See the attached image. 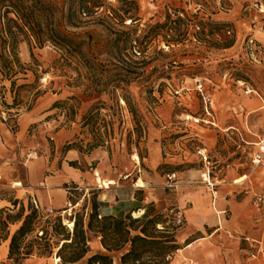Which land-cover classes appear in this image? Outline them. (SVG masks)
I'll use <instances>...</instances> for the list:
<instances>
[{"label":"rangeland","instance_id":"374dc122","mask_svg":"<svg viewBox=\"0 0 264 264\" xmlns=\"http://www.w3.org/2000/svg\"><path fill=\"white\" fill-rule=\"evenodd\" d=\"M46 1L65 10L68 7V0ZM97 1L103 2L102 9L79 15L78 27H68L75 38L82 41L83 57L69 56L50 43L38 48L29 39L25 43L31 51V45L35 50L29 61L24 62L19 49L24 42L12 48L5 32L3 4L6 3L0 0V83L11 82V89L15 90L12 104L29 108L45 93L58 97L52 104L57 109L53 117L59 116L61 126L75 123L79 128L75 144L100 143L98 148L109 154L111 168L128 174L136 185L141 181L137 179L140 172L147 174L151 186L166 185L168 204L160 211L147 204L145 210L150 214L159 213L163 224L157 228L164 226L167 232L174 234L176 241L182 226L174 224L172 212L176 206L171 202L172 188L168 185L171 183L166 180L167 173L178 169L173 158L186 151L182 160L188 155L192 156V161L181 164L193 165L203 173L205 164L197 153L202 150L210 162V177L219 190L226 188V182L221 179L227 165L230 169L237 167L248 174L242 182L235 183V197L239 201L248 200L240 209L238 220L244 224V235L261 242L264 248V201H257L258 197L264 200V161L253 164L251 157L257 145L246 144L247 141L264 140V54L252 59L244 48L248 22L240 8L245 1L220 0L218 5L211 2L209 6L206 1L199 0L200 7L193 13L191 8H196L193 4H199L196 0H180L176 4L168 0ZM179 10L188 11L182 17L184 24L180 23L176 30H168L164 26L168 25V16L173 20ZM220 11L227 15H215ZM7 17L15 18L11 13ZM155 24L163 26L154 28ZM226 29L231 30L230 35L225 34ZM130 39L137 41L130 42ZM257 40L264 45V35H258ZM118 49L125 55L122 63L111 57ZM13 52L18 62L13 59ZM134 61L141 65L140 73L136 77L130 75L134 79L125 85L120 75L125 71L120 68L133 67ZM29 78L30 82L17 83ZM242 82L256 94L246 95ZM3 96L1 90L0 105H6L1 101ZM123 96L128 103H121ZM207 97L212 101L211 108ZM211 122L219 127L239 123L241 135L238 138L218 135L215 145L208 148L203 140L207 138L205 129L211 127ZM9 125L16 129L15 122ZM225 139L227 147L222 146ZM237 144L244 148L237 149ZM232 150L236 153L231 154ZM22 172L20 165V176ZM199 180L202 182L201 177ZM86 203L89 212L90 202ZM81 204L76 205L72 213L77 212ZM225 215L230 218L229 211ZM62 217L63 222L68 221L66 213ZM241 249L239 258L222 252L212 264H259L264 261V258L248 257V244L242 243ZM55 252L41 258L45 260L43 264H59L55 261Z\"/></svg>","mask_w":264,"mask_h":264},{"label":"crops","instance_id":"0c3cea01","mask_svg":"<svg viewBox=\"0 0 264 264\" xmlns=\"http://www.w3.org/2000/svg\"><path fill=\"white\" fill-rule=\"evenodd\" d=\"M164 1L166 0H161ZM168 1L176 4L180 0ZM204 1L210 6L211 2L218 5L220 0ZM244 1L251 0H242ZM197 2L199 0H196ZM242 6L243 4L241 8ZM196 11V8H191V13ZM186 13L188 14L187 10ZM220 14L227 15L221 11L215 15ZM244 18L248 22V19ZM221 19L223 21L224 18ZM249 31L248 27L245 35ZM252 33L256 38L258 35H264V32ZM31 48L32 51L35 50L32 45ZM19 49L21 60L28 62L30 57L28 45L24 42ZM30 81L29 78L18 80L17 83ZM0 84L3 87L0 91L2 90L6 103L0 105V209L12 208L11 200L17 199L24 203L35 202L39 209L45 211L51 209L63 215L69 203L68 190L71 186H76L75 190L81 198L74 206L71 205L72 210L86 197L89 201L88 197L93 194L100 215L125 217L130 214L133 218H137L139 216H135L134 213L143 214L147 204L154 205L158 211L164 208V204H168L165 198L166 185L151 186L147 174L140 172L137 179L143 181L144 186H137V182L132 183L128 174L118 171L115 167L111 168L110 157L105 150L95 148L85 151L86 144L81 145L83 148L81 150L75 147L63 150L65 145L73 143L77 135L79 136V128L74 122L70 123L71 126H61L59 116L53 117L57 109L53 108L52 104L59 99L58 97H51L45 93L40 95L31 107L18 108L12 105L15 90L12 91L11 82L6 80ZM9 122L16 123L15 131L11 129ZM210 125L211 127L205 129L208 133L207 138L203 140L208 148L215 145L218 135L220 137L225 135L226 138H230L231 135L238 138V135H241L238 132L239 123L219 127L211 122ZM259 142L260 140L247 141L246 144H255L258 149ZM227 143L225 139L222 146L227 147ZM240 147L241 145L237 144V149ZM178 149L180 150L179 147ZM32 151H36L39 156L35 159H26L25 155ZM184 153L179 152L176 158H173V163L178 169L175 172L176 179L171 183V202L176 206L175 209L181 210L183 223L182 230L176 235L179 248L171 253V259L167 264H212L222 252L226 256L239 258L242 243L247 245L244 238L249 237L244 235V224L238 219L241 214L240 209L248 200L239 201L235 197L234 191L237 190V185L233 181L235 177H245L248 174L239 171L237 167L230 169V165H227L225 176L221 179L226 182V188L217 189L215 204L212 205L209 190L199 180L202 170L193 165L181 164L183 161L189 163L192 161V156L188 155L182 160ZM235 153V150L231 151V154ZM71 162L76 165H71ZM20 165L23 169L21 176L18 173ZM97 176L100 179L112 180L114 184H110L108 188L103 187L96 181ZM227 211L230 212L229 219L225 215ZM19 225L20 223L9 225V237ZM257 242L262 245L261 242ZM8 245L9 238L0 243V264L11 262L7 257ZM88 246L89 255H108L112 258L113 264H120L121 256L129 248L125 246L117 251H107L101 245L100 239L94 236H91ZM58 262L61 264L60 261ZM43 263L45 260L33 256L25 259L21 264ZM71 264H86V257Z\"/></svg>","mask_w":264,"mask_h":264},{"label":"trees","instance_id":"16d2710c","mask_svg":"<svg viewBox=\"0 0 264 264\" xmlns=\"http://www.w3.org/2000/svg\"><path fill=\"white\" fill-rule=\"evenodd\" d=\"M2 1L6 3L3 4L7 23L5 32L12 42V48L14 44L28 42L32 39L38 48L50 43L64 50L69 56L77 55L78 57L84 56L81 49L82 41L77 40L68 27H78L79 15H88L89 12L96 11L93 9H102L104 6L103 2L97 0H77L75 5V0H68V7L65 10L64 7H57L46 0ZM10 13L15 18L7 17ZM183 19L176 15L173 20H170L168 16V25L164 24V26L168 30H176L180 23L184 24ZM162 26L155 24L154 28ZM129 41L136 42L137 39ZM122 49L126 50L125 47ZM122 49H118L115 55H111L119 63L125 61ZM29 51L32 56L31 49ZM135 52L141 54V51ZM13 59L18 62L14 52ZM134 64L130 68L125 66L130 69L129 72L127 68H120L125 71L124 74H120L124 77L122 81H125V85H129L140 73L138 71L141 65H138L137 61H134ZM130 75L134 77L130 78ZM119 88L122 89V87ZM122 100L128 103L124 96ZM1 101L4 99L1 98ZM12 130L15 131V129ZM100 146V143L89 144L85 151ZM72 147L78 150L83 149L73 142L65 145L63 150ZM71 165L76 164L71 162ZM75 188L76 186H71L68 190V202L72 206L81 199ZM86 202L88 201L85 199L80 209L77 212H71V215L67 217L68 221L73 222L72 227H67L63 222L61 212L51 216L44 214L45 210L35 207L31 201L24 203L17 199L11 200L12 208L0 209V243L9 238L8 259L14 264H21L25 259L33 256L47 258L56 250L55 256L59 258L61 264L75 263L85 257L86 264H113L112 258L108 255L88 254V242L91 236L98 237L107 251H117L129 246L128 251L121 256L120 264H167L164 261L165 256L179 248L173 233L167 232L164 226L163 229L157 228V225L163 224L159 213L150 214V211L145 210L138 218H133L130 214L125 217L100 215L95 194L89 198V212L86 211ZM15 223H20V225L9 237V225Z\"/></svg>","mask_w":264,"mask_h":264},{"label":"built area","instance_id":"2783aa9c","mask_svg":"<svg viewBox=\"0 0 264 264\" xmlns=\"http://www.w3.org/2000/svg\"><path fill=\"white\" fill-rule=\"evenodd\" d=\"M109 1H116V0H109ZM134 1V0H131ZM200 7V4H196V10H198ZM168 13H171L170 9H167ZM241 11L243 15L248 19V27L250 29L249 33L244 38V48L246 52L250 55L252 59L255 58V56L264 54V45H261V43L257 40L256 37L253 36V31H264V0H251V1H245ZM186 13V10H181L176 12V15L180 17H184V14ZM173 15V14H172ZM194 27L198 30L199 26L194 25ZM226 35L231 34V30L226 29L225 30ZM243 85L244 93L246 95H250L252 93H255V91L250 88L248 84H245L244 82L241 83ZM201 85H199V88ZM207 101L209 102V106L211 108L212 101L207 98ZM202 150L197 151L199 155H201L203 163L205 164V171L201 174L202 182L205 184L207 189L209 190L211 194V203L212 205L215 204V200L217 197V189H216V183L213 181V179L210 177V171L208 165L210 162L207 159V156L204 155ZM39 156V154L36 151L28 152L25 157L26 159H35ZM264 161V140H261L258 144V149L252 154L251 162L255 165H258ZM176 179V173L171 172L169 174H166V180L169 183H172ZM96 181L98 182V179L96 178ZM171 186V184H168ZM257 201H264L261 197L257 198ZM35 207H37L35 202H32ZM47 212L53 213L51 209H49ZM72 212V206L70 203L67 204V209L64 211L68 216L71 215ZM173 221L176 226H182L183 223V215L180 209H175L173 212ZM244 241L248 244L247 254L248 257L251 259H257V258H264V248L260 246V244L255 240H250L249 238H244ZM258 244V246H256ZM171 259V254H167L164 258L165 261L169 262ZM259 264H264V261H261Z\"/></svg>","mask_w":264,"mask_h":264},{"label":"bare ground","instance_id":"6f19581e","mask_svg":"<svg viewBox=\"0 0 264 264\" xmlns=\"http://www.w3.org/2000/svg\"><path fill=\"white\" fill-rule=\"evenodd\" d=\"M256 32H264V31H258V30H255ZM121 103H124V101L121 99ZM97 173V172H96ZM97 179H98V182L103 186V187H107L110 185V184H114V182L112 180H106V179H100L99 176H97ZM244 179V176L243 177H239V178H236L233 182L234 183H240L242 182ZM137 186H143V182H139L137 184ZM135 216H140L142 213L139 212V213H134ZM67 222V223H66ZM64 221V223H66L67 227H72L73 225V222L71 221ZM55 261L58 262L59 261V258L58 257H55Z\"/></svg>","mask_w":264,"mask_h":264}]
</instances>
